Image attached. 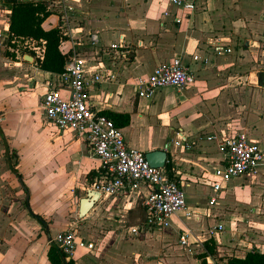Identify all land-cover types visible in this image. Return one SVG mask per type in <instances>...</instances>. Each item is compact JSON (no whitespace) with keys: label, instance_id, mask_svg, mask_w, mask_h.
<instances>
[{"label":"crops","instance_id":"1","mask_svg":"<svg viewBox=\"0 0 264 264\" xmlns=\"http://www.w3.org/2000/svg\"><path fill=\"white\" fill-rule=\"evenodd\" d=\"M72 5L74 34L79 35L75 38L80 43L78 51L85 58V70L89 75L98 74L101 77L99 83L89 88L92 108L98 112L108 111L129 115L128 126L120 128L125 143L144 154L164 150L165 145L174 139V132L181 128L192 141L193 150L187 152L171 147L166 153L173 177L186 194V203L191 217L184 221L189 222L187 224L192 228L202 231L208 227L222 225V222L216 219L219 214L217 210L221 200L227 198L232 209H237L240 204L241 209L244 210L243 215L237 216L241 217L238 219H242V222H247L248 234L245 238L247 241L250 238L252 242L247 246L253 247L254 244L255 250L264 253V238L261 237V234H264V165L257 176L239 177L243 181L229 187L231 180L219 193L216 204L209 206L208 196L212 193V174L219 165L220 155L217 153L215 144L204 141L205 137L210 135L233 136L229 132L228 125L223 127L222 123L216 119L219 111L227 112L224 106L218 105L220 104L218 99L228 88L226 83L233 80L231 79L233 77L226 78L224 73L219 72L222 69L219 65L220 59L227 58L231 61L233 56H240L241 58L235 59L234 64L243 62L249 67H254V64L264 65V0H199L193 12L171 7L166 0H72ZM5 12L9 16L8 6ZM165 12H169V16H164ZM175 16L181 19L179 24L175 23ZM6 20L3 31H0L5 35L3 38L8 37V17ZM55 27H57V18L51 14L44 22L43 28ZM210 38L220 39L231 48L232 57L231 55L216 56L208 45ZM112 44L124 47L129 52L128 58L117 57L114 51L109 49ZM69 48L68 42L61 43L63 53L67 54ZM180 55H183V62L194 74L195 82L192 85L182 92L166 88V93L163 95H160L159 90L150 100L139 99L134 95L132 84L136 77L147 76L158 65L168 63L172 58ZM193 55H198L201 61H193ZM12 59L16 69L21 68L18 69L21 71L26 69L22 73L26 79L21 80L26 82L28 90L18 95L19 93L16 94L17 86L15 84L11 86V82H7V85L0 89V95L3 94L0 96L2 119L0 127L5 123V126L0 128V142L3 137L7 145L6 151L9 152L7 158L17 160V164L15 161L16 165L10 171L17 183L23 187L26 199L21 209L10 207L8 213L13 212L15 215L11 217L6 214L0 223V236L4 235V243L10 242L7 246L2 244L1 248L7 251L14 248L16 252V258L12 262H5L3 258L9 257L4 254L7 251H0V264H49L46 254L49 240L53 237L52 231L55 229L57 233L77 228L75 223L65 228L64 218H60V215L62 216L60 202L69 199L70 193L65 192L71 185L73 176L84 175L88 179V173L91 170L96 172L98 163L92 157L91 149L84 139L72 132L58 130L46 120L41 101L47 84L53 82V74L41 71L29 61H22L15 56ZM8 74L12 77L14 72H8ZM259 74H264V70ZM110 75L114 76L113 81H110ZM0 77L6 78L3 73H0ZM31 83L36 84V89L39 86L44 90L40 104L30 92L32 90L28 84ZM255 83L264 88V78L252 81L250 84ZM8 99L17 101L12 111L15 114L14 118L7 117L11 112L7 110ZM153 118L163 123L164 130L157 136L153 134L150 136ZM249 137L258 142L254 137ZM44 148L47 149V156L43 153ZM262 151L264 152L263 149ZM2 158L1 154L0 161ZM49 162L50 165H48ZM43 166L54 175L56 189L55 191L47 189L43 196H39L38 193L34 198L37 197L38 200L43 201V204L38 202L41 205L47 204L50 207L49 212H43L41 208L32 209L31 204L35 200H31L32 193L23 181L27 174L31 173L28 177H34L35 170ZM24 168H26L25 171L30 169L26 175L22 170ZM89 187L83 190L85 197ZM239 198L241 203H235L234 200ZM81 199L83 198L78 201L77 217ZM99 201L91 212L102 210L105 215L108 213V216L113 219L110 224L115 226L114 228L123 227L124 235L131 237L127 233L128 227L144 219V213L134 195L118 199L102 198ZM27 207L34 214L41 216L45 222L47 220V230L44 232L41 230L37 221L29 216ZM136 209L141 210V216L134 223L126 226L123 218ZM231 216L236 217L233 213ZM114 217L119 219L115 220ZM233 220L228 221L231 227L236 225ZM122 222L123 225L116 227ZM180 222L182 221L172 217L171 227L163 233L178 231L179 235L184 230ZM27 225L36 228L37 235L42 234L36 244H40V241L46 237L47 247L40 251L29 250L25 253L26 255H22L23 242L30 240L31 229ZM10 226L15 228V231L9 232ZM78 236L95 243V240L84 238L80 234ZM194 240L190 238L189 241ZM213 240L217 245L223 244L218 242L217 238ZM244 241L241 240L240 243ZM236 244L232 242L231 245ZM251 250L246 249V253ZM245 254L234 257L243 258ZM87 255L89 253L79 252L72 261L74 264L81 263V259Z\"/></svg>","mask_w":264,"mask_h":264},{"label":"built area","instance_id":"2","mask_svg":"<svg viewBox=\"0 0 264 264\" xmlns=\"http://www.w3.org/2000/svg\"><path fill=\"white\" fill-rule=\"evenodd\" d=\"M171 7L193 12L199 0H166ZM43 2L46 10L57 18V28L64 42L70 44L66 54L64 69L61 74L53 75V82L47 84L42 96L41 108L46 120L56 129L69 131L84 139L91 149L92 157L97 161V176L89 190L99 192L102 198H126L134 195L144 213V219L128 227L127 233L134 238L147 237L163 233L171 227V218L188 219L191 213L186 203V194L176 179H170L165 166L153 168L148 165L145 154L125 143L123 133L112 120L95 111L90 103L89 88L101 81L98 74H88L85 70V58L78 51L79 41L74 37V7L72 0H36ZM164 16H169L165 12ZM176 24L181 22L174 17ZM5 46L10 55L25 61L24 56L31 58L30 64L39 67L46 52V42L43 39L23 38L8 41ZM208 45L216 56L232 53L231 48L220 39H208ZM0 47L3 44L0 42ZM22 51H21V50ZM117 57L128 58L129 52L122 46H109ZM183 55L172 58L168 63L155 67L147 76H138L132 87L134 95L139 99H152L156 92L163 88H171L182 92L195 82L194 74L183 62ZM12 58V57H10ZM193 61H199L198 55L192 56ZM201 61V60H200ZM113 81L114 76H109ZM2 121L0 117V122ZM164 147L167 152L171 147L190 152L194 145L181 128L175 132ZM206 143H213L220 155L219 165L212 174L211 190L208 196L209 206H214L218 195L233 179L239 177H255L264 165V152L258 142L239 132L233 136H206ZM167 164V160H166ZM165 164V165H166ZM223 230L222 225L208 227L204 230L205 240L213 239ZM193 234L184 228L177 243L183 249H189ZM195 241V240H194ZM196 247L202 249V243ZM66 256L75 260L79 252L94 253L95 243L80 238L76 228L57 232L49 240ZM192 255L196 252L190 250ZM203 253V250L200 251ZM209 263L214 262L212 256L205 258Z\"/></svg>","mask_w":264,"mask_h":264},{"label":"rangeland","instance_id":"3","mask_svg":"<svg viewBox=\"0 0 264 264\" xmlns=\"http://www.w3.org/2000/svg\"><path fill=\"white\" fill-rule=\"evenodd\" d=\"M6 6L7 5L4 3V1L0 0V31H3V28L7 22L6 18L8 17V14L5 12ZM51 21L53 22V20ZM47 23L49 24V21ZM3 36L5 35L1 32L0 42L3 44V47H0V73H3L6 78L2 79L0 77V89L3 86L5 87V85H7V82H11V86L13 84L17 86L16 89H18V92H16V94L19 93L18 95H21L26 92V90H28L26 82H23L21 80L22 78L26 79L22 74L26 69H22L21 71L18 70L21 68L16 69V66H13L12 62H14V59L8 56L9 52H7L5 48L7 40L3 38ZM76 36L79 35L74 34V37ZM232 54L233 53L229 55H231L232 57ZM233 58L234 60H232ZM236 58L241 57L233 56L231 58V61H229L227 58L220 59L219 65L222 67V69L219 70V72L224 73L223 75H225L224 77L226 78L233 77L231 79H233L234 81L231 80L227 82L226 84L228 85V88L223 91L222 95L219 96L220 99H218V102L222 105H218L224 106L227 109V112L226 110L224 112L219 111L216 115V119L222 123L223 127L228 125V127L230 128L229 132L232 135L239 132H244L247 135L254 137L256 140H258L260 147L264 150V88L262 89V87H260L257 83L253 85L250 84L252 81H257V77L255 74L262 72V70H264V65L261 66L258 64H254V67H249L248 64L246 65L243 62L234 64ZM17 70L18 72H16ZM8 72H14L12 77L9 76ZM1 82L4 83L2 84ZM35 85V83H31L30 85L28 84L29 88H31L30 90H32L29 91L31 92L32 96L35 97L38 104H40L41 95L44 90H42V88L39 86L36 89ZM165 89L166 88L160 90V95L166 93ZM16 94L15 96H17ZM8 101L9 102L7 110L11 112L8 113L7 117L14 118L15 114L12 111L15 104H17V101L12 99H8ZM173 122L175 123L174 120ZM3 126H5V123L1 125V127ZM151 126L152 129L150 136L152 134L155 136L160 135L164 130L162 129V121L160 122L155 118H153V120L151 121ZM6 150L7 145L2 137V140L0 142V155H3V158L0 161V223L6 217V214H9L8 210L10 209V207H17L18 209H21L22 206L24 207V201L26 199L23 187L17 183L15 177H13L11 174L13 166L17 164V160L7 158L9 152H7ZM43 153H45V155L47 156V149L44 148ZM48 165H50V162L48 163ZM25 169L26 168L22 170L26 175V173H28L30 169H28L27 171H25ZM47 169H45V166H43L42 168L38 167L37 170H35L34 177H28V175L31 174L30 173L27 174L26 178L23 180L27 184L29 192L32 193L31 200H35V203L31 202L32 209L41 208L43 212H49L50 207L47 204L41 205L43 204V201L38 200L37 197H34L38 193L39 196H43L47 189H49L50 191H55L56 189V182L53 181L54 175L51 174V172H48ZM83 177L84 175H78L77 177V174L73 176L71 185L65 192H69L70 197L65 202H60L62 208V216L60 215V218H64V224L66 223L65 228L68 227V225H70L71 223H75L77 225L76 231L78 234H80L84 238H89L93 241L95 240L94 242L96 244V249L94 253H90L89 255L85 256V258L81 259L82 262H79L78 264H225L226 259L245 254L246 249L255 250V248L253 247H255L256 245L254 246L253 244V247L247 246L248 243L252 244L249 237L248 241L245 238V236L248 234L246 232L247 222H242V219H238L241 217L237 216L241 214L243 215L244 211L241 209L240 204H238L241 203V198H239V200H234V202L238 204L237 209H232L230 203L227 202V198L221 200L218 206L217 212H219V214H217L216 219L218 220V222H222L221 224L223 225V230L214 238H217L218 242L223 244L218 245L217 255L213 258L214 262L209 263L207 260L199 257V255L201 254L200 251L203 250V247L202 249L196 247L197 243H200L204 239V230L202 231L200 229L196 230V228H192L191 226H189V224H187L189 222L184 221V219H181L182 222H180V224L181 227L190 229L193 234V239H195V241L192 242L193 244L189 247V249L195 251V255H192L189 249H183L179 247L178 243L176 242L178 231L157 233L148 235L145 238L143 237L140 239H136L134 237L124 235L123 227L114 228L115 226L110 224L113 219L108 216V213H106L105 215V212L100 210L101 208H99V210L102 212L95 211L92 213L91 209L85 215V217L81 219L78 218V201L80 198L85 197L83 190L90 186L93 181H90V179H86L85 177ZM241 181H243L242 178L232 180L229 183V187L237 185ZM38 202L41 204H39ZM44 202L46 201L44 200ZM99 202H97L96 205H98ZM232 213L235 214L236 217L231 216ZM14 215L15 214H13L12 212L8 216L12 217ZM139 216H141V210H133L132 213L123 218V221H125L124 224L128 226L134 223ZM114 218L115 220L119 219L118 217ZM229 220H233V223H236V225L232 227L228 225ZM107 221L109 223H107ZM119 225H123V222L121 224H118V226L116 227H120ZM185 225H187V227H185ZM27 227L31 229V234L29 237L30 240L27 239L25 242H23L21 248L22 255H26L25 253L27 251L29 252V250L40 251L41 249H45L47 247L46 237L40 241V244H36L37 240L42 236V234L39 233L37 235V229L33 228L31 225H27ZM9 228V232L15 231V228L11 226ZM55 233L56 231L54 229L52 231V235H54ZM119 233H121V235ZM261 237L264 238V234H261ZM241 240H245L244 243H240ZM257 240L259 239L257 238ZM232 242H235L237 244L233 246L231 245ZM2 244H5V246L10 244V242H8V244L4 243V235L0 236V251H7V249L1 248ZM35 248L37 249L35 250ZM261 249L263 250V248ZM9 250L10 251L4 253L9 256L8 259L3 258L5 262H12V260L16 258V252L14 251L15 249L11 248Z\"/></svg>","mask_w":264,"mask_h":264},{"label":"trees","instance_id":"4","mask_svg":"<svg viewBox=\"0 0 264 264\" xmlns=\"http://www.w3.org/2000/svg\"><path fill=\"white\" fill-rule=\"evenodd\" d=\"M4 3L10 11L8 16V41L23 38L43 39L46 42V52L39 69L53 75L61 74L67 56L61 50V43L65 39L62 38L57 27L43 28L44 22L51 16V13L46 10V4L27 0H4ZM8 56L14 58V55H10V53ZM261 78H264V74H260V80ZM100 114L112 120L118 128H124L129 124V115L127 114L108 111ZM170 169L171 167L167 163L165 170L169 178L174 179ZM96 176L97 173L91 170L87 178L92 181ZM27 210L29 216L41 226V230H47V224L43 218L34 214L29 207H27ZM202 247L203 253L199 255L202 259H205L208 255L213 258L217 255L218 245L213 239L204 241ZM46 256L49 264H74L72 260L66 259V256L54 244H49ZM225 264H264V253L253 249L247 252L243 258L230 257L226 259Z\"/></svg>","mask_w":264,"mask_h":264},{"label":"water","instance_id":"5","mask_svg":"<svg viewBox=\"0 0 264 264\" xmlns=\"http://www.w3.org/2000/svg\"><path fill=\"white\" fill-rule=\"evenodd\" d=\"M25 61H31V58H25ZM256 77L259 80L260 74L256 73ZM146 162L150 167L163 168L166 164L167 153L165 150H155L145 153ZM101 199L99 192L88 190L85 198L79 202L78 217L83 218L85 215L96 205Z\"/></svg>","mask_w":264,"mask_h":264}]
</instances>
